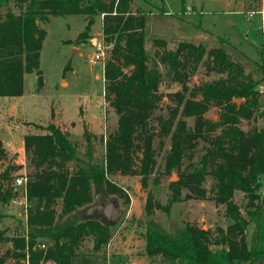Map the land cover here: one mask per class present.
<instances>
[{"label":"trees","instance_id":"obj_1","mask_svg":"<svg viewBox=\"0 0 264 264\" xmlns=\"http://www.w3.org/2000/svg\"><path fill=\"white\" fill-rule=\"evenodd\" d=\"M131 2L0 0V96L21 95L24 74L31 71L41 86L39 55L50 15L83 14L88 32L94 16L101 14L103 42L111 44L103 64V93L117 114V128L105 141L104 159L85 166H71L76 146L57 125L49 123L44 132L24 135V150L33 166L24 184L26 237L8 238L0 230V243L11 240L20 249L0 254V264L8 256L14 258L13 264H99L96 253L79 254L78 250L84 238L91 236L93 252H98L111 238L112 225L94 218L76 219L77 211L92 203L96 191L123 197L124 190L112 180L117 173L138 175L145 184L155 171L154 140L166 136L170 148L164 170L175 171L178 179L169 184L165 208L186 189L193 197L223 205L230 222L214 230L187 222L175 232L149 222L143 234L145 254L171 264H252L264 254V124L241 127L242 121L255 119L262 104L256 90L262 78L256 81L222 45L207 48L202 41L178 40L174 48H166V39L155 37L156 57L151 60L145 48L146 11H130ZM258 55L264 61L263 44ZM200 63L218 76L188 86ZM163 75L182 85V90L168 94L174 101L169 118L154 116L162 98ZM211 106L219 108L216 120L205 116ZM178 111L193 117V125L182 118L173 125ZM153 118L157 130L151 126ZM201 141L205 146L200 151ZM6 175L1 173L0 181ZM207 175L213 179L209 189L204 187ZM235 191L245 197L243 212L233 199ZM4 196L11 198V191L0 190V198ZM152 209L147 201L146 214Z\"/></svg>","mask_w":264,"mask_h":264},{"label":"rangeland","instance_id":"obj_2","mask_svg":"<svg viewBox=\"0 0 264 264\" xmlns=\"http://www.w3.org/2000/svg\"><path fill=\"white\" fill-rule=\"evenodd\" d=\"M136 9L146 11L145 48L151 60L156 57V47L152 42L155 37L165 38L166 48H174L178 40L202 41L207 48L222 45L233 58L243 62L245 71L256 81L261 78L264 61L260 60L258 48L264 45V0H132L130 11ZM86 22L83 14L50 15L44 24L46 32L39 55L41 86H37L36 72L31 71L24 74L21 95L0 96V140L4 148L3 154H0V174L7 173L0 181V190L8 189L12 193L11 198H0V230L8 238L26 237L28 202L24 186L15 184L16 177L33 171L24 150V135L44 132L49 123L57 125L76 146V160L71 166H85L87 162H102L105 141L117 128V114L103 93V64L111 44L104 43V57L90 63L96 42L103 41L102 15L94 16L88 32L85 31ZM159 67L164 72L163 65ZM217 76L207 72L200 63L186 84L197 85ZM180 90L181 83L163 75L159 86L162 98L154 116L169 118L174 101L168 94ZM260 99L262 104L255 111V119L242 121V128L246 129L254 123L259 126L264 124V99ZM218 111L219 108L211 106L205 116L216 120ZM154 118L151 126L157 130V119ZM178 118L185 120L188 126L193 125V117L181 116L180 111L173 118V125ZM204 146L201 141L199 150ZM154 147L157 151L155 171L145 184L141 183L138 175L117 173L112 177L125 195L106 194L116 199L121 215L111 226V238L98 252H93L92 237L87 236L80 245L79 254L96 253L100 258L99 264H171L160 256L150 258L145 254L143 234L149 222L172 232L187 222L210 230L216 226L225 228L230 222L224 215L223 205L211 198L193 197L186 189H182L178 201L165 208L171 194L169 184L178 179L175 171L164 170L170 137H156ZM212 182V177L207 175L204 187L209 189ZM261 182V191L264 192V176ZM233 199L243 212L244 195L235 191ZM147 201L153 207L149 215L145 212ZM88 205L77 211L76 219L83 217L82 213ZM251 230L252 224L247 229L248 235ZM13 250L18 252L20 249L14 247L11 240L0 243V254L6 251L11 254ZM13 262L14 258L8 256L3 264ZM252 264H264V254Z\"/></svg>","mask_w":264,"mask_h":264},{"label":"water","instance_id":"obj_3","mask_svg":"<svg viewBox=\"0 0 264 264\" xmlns=\"http://www.w3.org/2000/svg\"><path fill=\"white\" fill-rule=\"evenodd\" d=\"M236 101L239 102V99ZM94 199L83 211V217L94 218L109 225L116 223L121 215L116 199L109 197L104 191H99Z\"/></svg>","mask_w":264,"mask_h":264},{"label":"built area","instance_id":"obj_4","mask_svg":"<svg viewBox=\"0 0 264 264\" xmlns=\"http://www.w3.org/2000/svg\"><path fill=\"white\" fill-rule=\"evenodd\" d=\"M187 9H189V7H187ZM105 50V44L103 41H97L96 42V46H95V53L89 58V62L93 63L96 60H100L104 57V51ZM262 75L261 78L262 80L257 84L256 86V90L259 94L260 97H263L264 99V62L262 64ZM26 182V177L25 175H21L15 178V184L16 185H23ZM43 246V245H42Z\"/></svg>","mask_w":264,"mask_h":264}]
</instances>
